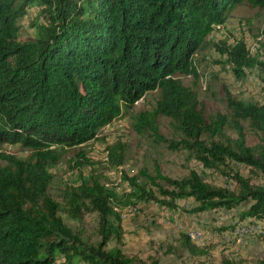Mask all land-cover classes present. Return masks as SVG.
I'll return each mask as SVG.
<instances>
[{
  "label": "trees",
  "instance_id": "obj_1",
  "mask_svg": "<svg viewBox=\"0 0 264 264\" xmlns=\"http://www.w3.org/2000/svg\"><path fill=\"white\" fill-rule=\"evenodd\" d=\"M245 5L262 10L264 0H0V145L30 152L27 158L0 153V264H55L59 256L61 264H158L107 248L120 230L112 224L121 219L118 203L153 202L175 212L177 202L193 199L198 205L190 213L245 204L239 221L264 220V187L236 172L233 189L212 186L196 172L171 178L157 170L152 177L141 169L123 175L129 189L123 196L97 180L72 188L63 205L48 195L50 170L66 148L95 140L154 90L160 91L155 107L132 116L138 135L191 152L206 168L236 162L264 175V56L251 53L242 38L214 44L223 69L237 78L255 69L262 84L263 102L227 93L230 115H209L197 92L177 77L199 79L195 53L229 13ZM33 9L34 36L26 38L19 21ZM161 119L168 120L173 139L160 133ZM243 124L258 144L247 145ZM227 129L237 138L226 135ZM124 151L121 142L107 147L112 166L123 164ZM78 157L77 166L88 163L82 153ZM83 211L99 215V243L82 242L60 217L64 212L79 221ZM181 237L192 250L189 237ZM220 264L237 263L226 258Z\"/></svg>",
  "mask_w": 264,
  "mask_h": 264
},
{
  "label": "rangeland",
  "instance_id": "obj_2",
  "mask_svg": "<svg viewBox=\"0 0 264 264\" xmlns=\"http://www.w3.org/2000/svg\"><path fill=\"white\" fill-rule=\"evenodd\" d=\"M36 14V9H33L29 16L19 21L22 26L21 34L26 38L34 36L31 22L36 19ZM216 29L194 55L199 79L193 80L184 75L177 77L185 86L197 92L209 115H230L226 104L227 93L243 102H263L262 84L255 69L246 70L243 78H237L230 68L223 69L218 61L224 59L220 58L214 44L220 41L233 43L242 38L251 53L257 51L264 56V9H253L246 5L237 7L228 14L221 30ZM159 99V90L146 93L132 109H124L118 120L101 129L95 140L83 146L66 148L61 161L50 170L53 179L48 195L63 205L72 188H77L83 181L97 180L114 190L118 196H123L129 190L123 175L134 176L141 169H145L152 177L157 170L171 178H186L191 172H196L212 186L231 189L234 187L231 177L236 172L242 177L250 178L255 185L264 187V175H255L240 163L227 162L224 166L206 168L191 152L173 151L165 145L154 143L147 135H138L132 129V116L151 110ZM159 125L164 137L169 140L174 138L168 120L161 119ZM243 128L247 145L258 144V137L246 124H243ZM226 135L237 138L232 129H227ZM117 142L125 145L123 164L118 168L112 166L107 158V147ZM0 153L18 158L30 155L29 150L18 144L0 145ZM81 153L88 163L77 166L81 163L78 157ZM176 205L179 209L171 212L153 202L139 203L135 207L118 203L114 208L121 219L112 220V224L119 225L120 230L117 235H111L107 248H118L133 258L145 262L156 260L158 264H220L226 258L237 264H259L264 258V220L238 219V214L247 205L242 204L232 210L219 209L200 213L188 212L198 205L193 199L181 200ZM60 217L80 236L82 242L94 245L102 240L97 213L83 211L79 221L72 220L64 212L60 213ZM181 235L189 237L192 250L183 245ZM63 262L64 257L59 256L55 264Z\"/></svg>",
  "mask_w": 264,
  "mask_h": 264
}]
</instances>
